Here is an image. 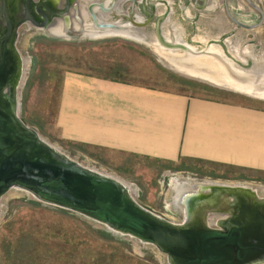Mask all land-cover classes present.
<instances>
[{
	"label": "rangeland",
	"instance_id": "obj_1",
	"mask_svg": "<svg viewBox=\"0 0 264 264\" xmlns=\"http://www.w3.org/2000/svg\"><path fill=\"white\" fill-rule=\"evenodd\" d=\"M90 1H101L107 8L102 13L104 19L128 24L130 31L144 37L128 33L54 35L42 25L23 20L17 27L15 44L25 59L23 80L18 86L20 117L24 122L69 156L121 176L129 182L133 196L141 204L171 221H180L183 216L180 206L173 203V178L187 184L204 181L247 183L258 194L264 195V172L260 171L184 167L181 162L169 163L131 155L119 159L97 149L94 150L97 154L87 157L85 152L61 139L53 120L65 70L264 108V98L212 85L177 70L151 43L152 37L157 39L159 33L168 44L179 43L184 49L191 47L202 52L211 46L218 52L222 49L242 68H250L254 62L264 61V0L82 2ZM64 2L60 0L59 6ZM92 8L99 16V4H93ZM132 15L139 22H132ZM85 18L88 23L92 22L89 16ZM173 24L182 27L178 40L172 38ZM0 264L170 263L166 255L149 242L115 231L80 211L39 199L22 188H11L0 196Z\"/></svg>",
	"mask_w": 264,
	"mask_h": 264
},
{
	"label": "water",
	"instance_id": "obj_2",
	"mask_svg": "<svg viewBox=\"0 0 264 264\" xmlns=\"http://www.w3.org/2000/svg\"><path fill=\"white\" fill-rule=\"evenodd\" d=\"M82 1L65 0L63 6H55L49 0H39L42 20L38 25L54 35L102 36L111 33L109 29L112 32L119 29L132 36L144 37L130 31L128 24L104 19L102 13L107 8L100 1L86 4ZM10 4L9 10L15 11L12 0H0V10L6 12L5 6ZM93 4H99L100 17L92 8ZM81 7L89 10L87 17L93 24L89 25L97 30L87 27L88 22L83 23ZM18 10L21 13V8ZM74 18L78 27L71 24ZM130 20L139 22L133 15ZM59 21H62V31H51L49 26ZM16 31L0 32V73L4 74L0 78V196L11 188H22L39 199L80 211L115 231L155 245L170 264H264V195L258 194L254 187L245 183L205 181L192 184L193 190L200 187L206 193L200 200L196 198L186 212L180 207L183 214L180 221H171L141 204L122 180L69 156L25 123L20 117L18 96L25 59L15 45ZM157 39L159 43L172 46L159 33ZM4 45L13 53L14 68L7 80L8 65L5 62L10 59L4 62ZM262 63L254 62L244 70L258 74L264 70ZM181 72L212 85L263 97L258 93L262 91L261 84L248 89L208 76Z\"/></svg>",
	"mask_w": 264,
	"mask_h": 264
},
{
	"label": "crops",
	"instance_id": "obj_3",
	"mask_svg": "<svg viewBox=\"0 0 264 264\" xmlns=\"http://www.w3.org/2000/svg\"><path fill=\"white\" fill-rule=\"evenodd\" d=\"M53 120L61 139L87 157L97 149L264 172V108L253 105L65 70Z\"/></svg>",
	"mask_w": 264,
	"mask_h": 264
},
{
	"label": "bare ground",
	"instance_id": "obj_4",
	"mask_svg": "<svg viewBox=\"0 0 264 264\" xmlns=\"http://www.w3.org/2000/svg\"><path fill=\"white\" fill-rule=\"evenodd\" d=\"M19 1H21V0H16V3L18 4ZM49 1H51V3L54 4L55 6L59 5L58 4L59 0H49ZM113 1H115V0H113ZM111 7H112V5H111ZM80 11H81V14L83 15V17H82L83 18V23L85 24V23H87L85 17L90 12H89L88 9L85 10L82 7H81ZM71 24H73V26H75V27L79 26V23H78L77 20H75V18L72 20ZM89 24H92V23H88L87 27L93 29L94 28V26H92L93 24L92 25H89ZM171 26H173V31H174L173 32L174 35H173L172 38L174 40L180 39V33L182 31V29H181L182 27L180 28V27H178L177 25H174V24L171 25ZM95 27H97V26H95ZM42 28H44V27L42 26ZM62 28H63L62 21H59V23H56L54 25L49 26V29L51 31L55 32V33H59L60 31H62ZM95 30H97V29L94 28L93 31H95ZM166 31H165V33H166ZM109 32H111L112 34H114V33L116 34L117 32H119L120 34L123 33L119 29H115L113 32L109 29ZM96 34H99V32H97ZM173 39H171V40L173 41ZM178 42H180V41H178ZM151 43H153L152 45H154V47H155L154 49H156V51L160 55H162L166 60H168L169 63L174 68H176L177 70L184 71L186 73H194V74H200V75L208 76L211 79H214V80H217V81H222L223 83H225V84L227 83L229 85L233 84V85L247 86L248 89H252V88H254V86H256L258 84H261L263 86V88L261 89L262 91H260L258 93H260V95H262L264 97V70H262L258 74H252V73H250L248 71H245L244 68L241 67V65L235 64L232 59H230L228 56H226L223 53L222 49L220 50V52H218V51L212 49L211 46H208L207 48H209L210 50L209 49L208 50L205 49L202 52L201 51L198 52V51H195L191 47H185V49L181 48L182 45H178L179 43L176 44V45L173 44L172 46L164 44V43L163 44L159 43L157 41L156 37L155 38L152 37ZM185 45H187V44H185ZM201 56L208 57V59H204V58H200L199 59V57H201ZM262 62H263L262 63V65H263L262 68H263L264 67V61H262ZM24 72H25V70H23V73ZM23 76H24V74L22 75V77H21V79L19 81V85L22 83ZM258 97H260V96H258ZM263 97H261V98H263ZM57 147L59 148V146H57ZM100 171H102V170H100ZM103 172H105V171H103ZM106 173L112 174L113 176H115V177L119 178L120 180H122L124 183H126L128 185L130 190L133 192V190L129 186L130 185L129 182H127L126 180L121 178V176L119 177V176H117V175H115L113 173H109V172H106ZM172 183L175 186L174 187L175 188V192H173L174 196L172 197L173 198V203H175L176 205L180 206L185 212L191 208L192 204L194 205V200L196 198H198V200H200L202 198V194L206 193V192L204 193L202 191V188H200V187H197V189L195 187L194 190H193L190 187V185L193 186L192 184H187V183H184V182H177V181L174 180V178L172 179ZM194 184H197V182L194 183ZM199 184L200 183H198V185ZM180 200H183V201H180Z\"/></svg>",
	"mask_w": 264,
	"mask_h": 264
},
{
	"label": "flooded vegetation",
	"instance_id": "obj_5",
	"mask_svg": "<svg viewBox=\"0 0 264 264\" xmlns=\"http://www.w3.org/2000/svg\"><path fill=\"white\" fill-rule=\"evenodd\" d=\"M38 1L39 0H29V1H26L25 3L19 1L18 4H17L14 0H12V3L14 5V7H15V11L12 12V11L9 10V7L12 6L11 4L5 6L6 12H4V9L0 10L1 23H2V24H0V32H1V34L2 33H11V32H13L14 29L17 30L18 25L23 20H29V21H31V22H33L35 24H38V21L42 20V15L38 11V7H40L38 5V3H37ZM42 1H45V0H42ZM40 2H39V4H40ZM25 4H27V5H25ZM64 4H65V2H64ZM41 6H42L43 9H45L44 5L42 4V2H41ZM18 8H21V13L18 10ZM49 13H51V12L49 11ZM16 33H17V31H16ZM3 51H4V58H5L4 62L6 60L10 59L8 63L5 62L8 65V74L5 75V78L7 80L8 78H10V74L12 73V70L14 68L13 61H12V54L13 53H12V50L9 49L5 45L3 46ZM6 55H7V57H6ZM6 71H7V66H6V69H5L4 73H6ZM2 76H4V74L0 73V78ZM3 79H4V77H3Z\"/></svg>",
	"mask_w": 264,
	"mask_h": 264
}]
</instances>
